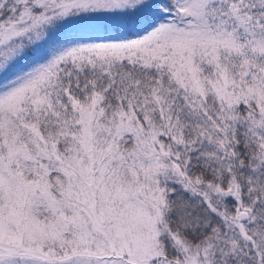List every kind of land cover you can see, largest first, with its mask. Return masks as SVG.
Returning a JSON list of instances; mask_svg holds the SVG:
<instances>
[{
	"label": "snow or ice",
	"instance_id": "snow-or-ice-1",
	"mask_svg": "<svg viewBox=\"0 0 264 264\" xmlns=\"http://www.w3.org/2000/svg\"><path fill=\"white\" fill-rule=\"evenodd\" d=\"M0 264H264V0H0Z\"/></svg>",
	"mask_w": 264,
	"mask_h": 264
}]
</instances>
